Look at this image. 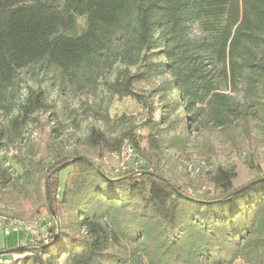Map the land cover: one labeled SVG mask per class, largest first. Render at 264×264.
Segmentation results:
<instances>
[{"label":"trees","instance_id":"16d2710c","mask_svg":"<svg viewBox=\"0 0 264 264\" xmlns=\"http://www.w3.org/2000/svg\"><path fill=\"white\" fill-rule=\"evenodd\" d=\"M81 16L86 27L75 32ZM35 64L91 100L95 119L111 120L115 98L148 112L152 148L137 170L114 176L81 152L51 162L36 156L30 132L53 141L71 113L42 85L15 98L21 71ZM243 82L264 126V0H0V183L46 208L58 234L48 244L1 248V257L30 254L0 264H264V174L229 190L234 173L219 166L211 179L224 193L207 198L152 163L161 147L184 150L191 125L248 120L232 95ZM126 138L140 149L136 132L112 142L91 125L85 144L118 151ZM29 139L28 153L21 142Z\"/></svg>","mask_w":264,"mask_h":264},{"label":"rangeland","instance_id":"374dc122","mask_svg":"<svg viewBox=\"0 0 264 264\" xmlns=\"http://www.w3.org/2000/svg\"><path fill=\"white\" fill-rule=\"evenodd\" d=\"M86 23L85 16L78 17L77 26L73 31H82L86 27ZM191 32L194 36L201 34L197 24H193ZM40 85L47 89L52 102L58 100L59 105L62 106L64 100L68 101L66 110L71 115L65 120L62 132L53 141L44 134L40 135L38 129H33L34 131L30 132L31 142L35 146L33 152L37 157H41L45 162H51L60 157L81 152L93 158L96 157L97 162L111 175L116 176L132 169L133 162L127 163L128 170H123L121 165L123 162L122 146L126 141H129L128 138L124 139L118 151L104 148L101 145L91 147L85 144L89 127L95 125L106 129L112 142L121 134L136 132L138 137L143 139L139 141L140 149H135V147L134 149L137 156L143 161L146 159L145 156H142V152H150L152 147L149 137L147 138L150 132L143 127V123L149 114L133 99L115 98L109 108L111 120L107 123L103 122L91 115L89 110V106L92 104L91 100L82 102L81 99H86V96L71 88H63L60 84L59 73L46 71L39 64L29 66L21 71L14 96L18 98L24 95L28 86L37 87ZM232 95L245 103L249 114L248 120L233 122L224 128L199 129L191 125L190 131L187 132V147L184 150L161 147L158 149L157 155L152 157L153 165L173 183L182 186L189 194L208 198L224 193L222 186L211 179L219 166L234 173L229 190L239 189L264 174V126L249 107L250 96L246 92L245 82L240 85L239 91ZM74 118L79 124L77 127L71 125ZM30 139L21 142L22 147L28 153L32 150L29 146ZM46 144L49 145V150H47ZM38 146L39 149H37ZM145 162L147 163V161ZM71 170L72 168H67L62 172V185ZM11 190L12 185L0 183V224L6 219L7 222L16 220L18 225H15L16 230L9 235L4 233L3 227L0 225V249L9 247L13 243L48 244L52 240L54 241L58 234L51 231L53 220L48 210L33 207L29 202L14 197ZM60 190H63L62 186ZM24 224L35 225L36 234L31 236L23 227ZM28 254L30 252L15 253L12 256L7 253L3 257L0 256V263L21 259Z\"/></svg>","mask_w":264,"mask_h":264},{"label":"built area","instance_id":"2783aa9c","mask_svg":"<svg viewBox=\"0 0 264 264\" xmlns=\"http://www.w3.org/2000/svg\"><path fill=\"white\" fill-rule=\"evenodd\" d=\"M121 154L123 155V162L121 164L123 170H128L126 165L130 162H133L132 169H138V165L142 162V160L137 156L134 146L130 141H126L124 143V145L122 146ZM0 225H2L4 233L6 235H9L16 230L15 225L18 224H16V220L7 222V220L4 219ZM23 227L31 236L35 235L37 232V228L33 224H24Z\"/></svg>","mask_w":264,"mask_h":264},{"label":"water","instance_id":"95a60500","mask_svg":"<svg viewBox=\"0 0 264 264\" xmlns=\"http://www.w3.org/2000/svg\"><path fill=\"white\" fill-rule=\"evenodd\" d=\"M72 161H74V159L71 160V161H67V162L63 163L59 168L69 165ZM57 169H58V168H57ZM248 185H249V184H248ZM246 186H247V185H246ZM244 187H245V186H244ZM244 187L238 189V191L242 190ZM238 191H237V192H238ZM235 193H236V192H235ZM235 193H234V194H235ZM53 214H54V213H53ZM54 217H55V216H54ZM55 219H56V217H55ZM57 222H58V221H57ZM58 224H59V222H58Z\"/></svg>","mask_w":264,"mask_h":264}]
</instances>
